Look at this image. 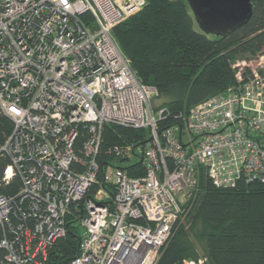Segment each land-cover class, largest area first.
Segmentation results:
<instances>
[{
  "label": "built area",
  "instance_id": "1",
  "mask_svg": "<svg viewBox=\"0 0 264 264\" xmlns=\"http://www.w3.org/2000/svg\"><path fill=\"white\" fill-rule=\"evenodd\" d=\"M145 6L0 0V110L14 125L4 182L22 183L0 195V264H50L70 227L79 247L67 264H157L201 170L217 188L264 184V54L236 61L234 86L172 120L113 36ZM109 125L148 130L150 142L116 147L93 194ZM137 158L144 175L131 176L123 168Z\"/></svg>",
  "mask_w": 264,
  "mask_h": 264
},
{
  "label": "trees",
  "instance_id": "2",
  "mask_svg": "<svg viewBox=\"0 0 264 264\" xmlns=\"http://www.w3.org/2000/svg\"><path fill=\"white\" fill-rule=\"evenodd\" d=\"M145 1L146 6L118 25L113 36L140 81L155 87L159 98L166 100L162 107L172 120L234 86L236 61L264 54V0H252L251 20L226 38L201 32L187 0ZM13 128V122L0 110V195L6 197L16 196L22 186L17 175L10 183L4 182L11 160L1 149ZM149 142L148 130L106 126L99 184L92 193L104 188L103 176L115 160L116 147L141 148ZM123 169L131 176L144 175L141 162ZM198 191L157 264H182L185 260L264 264V184L239 182L234 188H217L201 170ZM78 247L77 228L70 227L52 251L50 264L69 263Z\"/></svg>",
  "mask_w": 264,
  "mask_h": 264
},
{
  "label": "water",
  "instance_id": "3",
  "mask_svg": "<svg viewBox=\"0 0 264 264\" xmlns=\"http://www.w3.org/2000/svg\"><path fill=\"white\" fill-rule=\"evenodd\" d=\"M199 30L226 38L245 26L253 16L252 0H187Z\"/></svg>",
  "mask_w": 264,
  "mask_h": 264
},
{
  "label": "rangeland",
  "instance_id": "4",
  "mask_svg": "<svg viewBox=\"0 0 264 264\" xmlns=\"http://www.w3.org/2000/svg\"><path fill=\"white\" fill-rule=\"evenodd\" d=\"M197 25V24H196ZM197 27H198V25H197ZM199 28V27H198ZM166 102V100L164 99V98H155V99H153V106H154V108H158V107H160L161 105H163L164 103ZM140 161V159L139 158H137V159H134L131 163H128V164H135V163H137V162H139ZM128 166V165H127ZM122 167H124V166H122ZM126 167V166H125ZM197 193H199V191L196 189L194 192H193V194H192V197H191V200H190V203L195 199V197H196V194ZM187 213L189 212V209L186 211ZM75 226L76 227H78L79 226V223H77V224H75ZM81 231H82V229H80Z\"/></svg>",
  "mask_w": 264,
  "mask_h": 264
}]
</instances>
